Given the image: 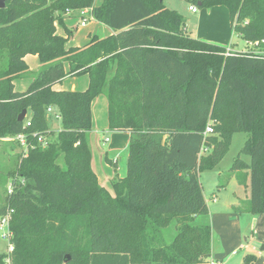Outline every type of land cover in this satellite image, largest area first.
Instances as JSON below:
<instances>
[{
  "label": "trees",
  "instance_id": "1",
  "mask_svg": "<svg viewBox=\"0 0 264 264\" xmlns=\"http://www.w3.org/2000/svg\"><path fill=\"white\" fill-rule=\"evenodd\" d=\"M190 1L225 6L242 40L264 38V0ZM86 8L112 33L70 46L73 31L61 35L57 26ZM226 48L193 37L162 0H5L0 139L23 134L26 149L13 169L0 167V181L12 186L0 205V217L12 210V250L0 253V264L207 262L212 231L199 173L217 166L236 133L246 139L231 170L240 184L250 179V197L237 211L264 213V59ZM27 54L39 59L35 73ZM30 73L28 87L16 90L14 81ZM82 74L84 90L54 89ZM100 94L109 129L130 136L114 195L91 168V105ZM54 106L61 127L43 145L39 137L53 134L47 109ZM22 109L27 121L17 119ZM208 123L213 132L204 135ZM255 260L249 253L240 264Z\"/></svg>",
  "mask_w": 264,
  "mask_h": 264
},
{
  "label": "rangeland",
  "instance_id": "2",
  "mask_svg": "<svg viewBox=\"0 0 264 264\" xmlns=\"http://www.w3.org/2000/svg\"><path fill=\"white\" fill-rule=\"evenodd\" d=\"M164 5L170 9L178 12L183 16L184 22L187 25V21L190 22L192 20L191 15L187 12V8L189 4H193V6L200 10L201 7L197 3H192L190 0H162ZM102 0H93V5H99ZM78 13H76L77 15ZM80 15V14H79ZM195 15V14H194ZM81 16V15H80ZM193 17V16H192ZM81 17L78 18H68L64 21V25H58V31L61 34H66V27L73 31V35L68 39V44L82 46L89 41V33L97 34L98 36H106L109 28L99 22L98 20L90 17L86 23V25H81ZM237 33L235 36L237 38ZM239 45L238 48L241 49L245 46V43L241 38L237 39ZM28 63L29 69L32 72H37L40 68L39 59L34 54H28ZM34 73H30L25 78H20L17 81V86H25L28 80L33 77ZM88 85V75L82 74L78 76H67L66 79L60 84L62 88L69 89L71 87H75V90H83ZM106 97L104 94H100L93 100L92 105V120H91V130L88 134L89 136V146L91 150V168L95 172L97 176L98 183L106 187V189L114 195V189L112 186V180H117L120 178L118 174L115 173V168L117 172L121 175L122 170H126V157H128V142H129V133L121 132V131H111L108 126V118H107V106H106ZM50 128L53 131V134L46 137V142L53 141L55 139L56 132L61 127V121L59 118L58 109L54 106L52 107L51 112H48ZM28 115L24 118L27 121ZM244 139H246L245 133H236L233 140L231 141L230 147L226 155L223 159L217 164L216 172H220V176H218V181L216 183H220L224 185L228 182L232 170L231 166L234 159L240 153V150L243 146ZM26 149L25 144H21L19 141L13 139L9 141H1L0 140V167L1 173H5L9 169H13L14 167V159L15 156L19 153H24ZM209 151V149L203 148L201 151L202 154H205ZM243 159H248L244 154L240 155ZM115 160V162H114ZM213 170V169H211ZM211 170H206L202 172H206L202 175V182L204 186V190L206 193V197L209 198L210 195V184L209 180L212 176H208V173ZM116 172V173H117ZM125 172V171H124ZM200 172V173H202ZM199 173V174H200ZM112 175L113 179H112ZM125 176V175H124ZM200 176V175H199ZM2 180V179H1ZM220 188V187H218ZM12 186L10 185V179L7 181H0V205H3L4 198L7 192H10ZM215 191V190H214ZM216 192V191H215ZM7 222L3 223L2 218L0 217V253H9L10 244H9V236L8 235V224L10 219L12 218V213L7 212ZM5 234V235H3ZM239 253L238 255H240ZM237 256L225 257L222 262L224 264H232V259L238 258Z\"/></svg>",
  "mask_w": 264,
  "mask_h": 264
},
{
  "label": "crops",
  "instance_id": "3",
  "mask_svg": "<svg viewBox=\"0 0 264 264\" xmlns=\"http://www.w3.org/2000/svg\"><path fill=\"white\" fill-rule=\"evenodd\" d=\"M191 5L193 4H189L188 7ZM83 10L86 12L85 14H82L81 10H74L66 13L64 15V21L71 17L74 18L81 17L82 20L86 18V23H87L88 19L92 17L90 15V9L86 8ZM187 12H189L190 14L193 13V15H191L190 17L192 18V20H190V22L187 21L188 24L186 25V30L193 37L200 40L223 45L226 47H231L234 50L239 49L238 48L239 43L237 39L240 37L236 34L237 35L236 38L235 32L232 31L229 11L225 6L217 5L210 8L204 7L201 8L200 10L196 9L195 12H192L187 8ZM76 13L78 14L76 15ZM57 32L59 33L58 28H57ZM111 33L112 31L109 29V31H107V35ZM88 35L90 38L92 36L91 32ZM70 46H77V45L70 44ZM28 56L29 55L27 54L24 57V61L27 63L29 67ZM66 77L60 83L56 84L54 86V89H58V90L77 89L75 87L66 89L60 86V84L66 79ZM17 81L18 79L14 81L15 89L19 91H23L28 87L31 79L28 80L25 86H17ZM92 105H93V101H92ZM92 105H91V110H92ZM106 106H107V101H106ZM51 110L49 112H51ZM234 136L235 134L232 136V140ZM0 140L9 141L13 139L2 138ZM126 163H127V157H126ZM215 168L216 166L213 168V170L210 171L213 173H208V176H212L209 180L210 188H212L209 191L210 192L209 198L206 197L203 182L201 179L202 175L205 174L206 172H202L199 174L202 193L209 209L210 224L212 231L211 257L208 259L207 262L200 264H224L222 260L225 257H231V256L235 257L239 253L241 254L238 255V258L236 259L230 258L232 264H240L242 262L244 255L249 253L256 255V260L252 264H264V251H261L259 249L261 242L264 240V213L252 214L242 210L237 211V208L242 209V207H244L246 201L250 197L249 175H247L245 183L240 184L235 176V173L232 172L228 182L224 185H221L220 183H216L218 181V176H220L221 174L220 172L214 171L216 170ZM124 171L122 170V173L120 175L117 172V169L115 168L114 174H118V176L121 178L124 177V175L126 174V170ZM244 172L249 173V170H244ZM113 176L114 175L111 176L112 179ZM143 264H169V263H143Z\"/></svg>",
  "mask_w": 264,
  "mask_h": 264
},
{
  "label": "built area",
  "instance_id": "4",
  "mask_svg": "<svg viewBox=\"0 0 264 264\" xmlns=\"http://www.w3.org/2000/svg\"><path fill=\"white\" fill-rule=\"evenodd\" d=\"M188 9L192 12H195L196 11V8L191 5L188 7ZM81 13L82 14H85L86 12L82 9L81 10ZM86 23V18H84L82 21H81V25H85ZM245 43V46L241 49H237V50H234L232 49L231 47H227L226 48V54H229V53H233V52H240V53H243V54H249V55H252L254 57H258V58H262L264 59V38L262 39H259V40H250V41H244ZM51 110V107H49L47 109V111L49 112ZM213 132V127H212V123H208L205 127V130L203 132L204 135H209ZM12 139H15L17 141H19L21 144H25V136L23 134H18L14 137H12ZM39 141H42L43 142V145H45L47 142H46V139L45 138H42V137H39ZM26 146V144H25ZM207 149V148H205ZM203 150V149H202ZM12 210H10L9 212H11ZM2 220H3V223L7 222V216H3L1 217ZM5 235V234H3ZM8 235H10L9 231H8ZM6 236V235H5ZM9 250L11 251L12 250V246H10Z\"/></svg>",
  "mask_w": 264,
  "mask_h": 264
},
{
  "label": "water",
  "instance_id": "5",
  "mask_svg": "<svg viewBox=\"0 0 264 264\" xmlns=\"http://www.w3.org/2000/svg\"><path fill=\"white\" fill-rule=\"evenodd\" d=\"M3 7H5V0H0V8H3ZM26 112H27L26 109H22V111L18 114L17 119L19 121H23L24 118L26 117Z\"/></svg>",
  "mask_w": 264,
  "mask_h": 264
}]
</instances>
